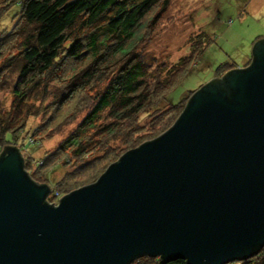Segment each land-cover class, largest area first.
Instances as JSON below:
<instances>
[{"label":"water","instance_id":"obj_1","mask_svg":"<svg viewBox=\"0 0 264 264\" xmlns=\"http://www.w3.org/2000/svg\"><path fill=\"white\" fill-rule=\"evenodd\" d=\"M251 61L197 88L157 137L46 204L44 183L0 151V264L243 260L264 243V38ZM5 152V154H4Z\"/></svg>","mask_w":264,"mask_h":264},{"label":"trees","instance_id":"obj_2","mask_svg":"<svg viewBox=\"0 0 264 264\" xmlns=\"http://www.w3.org/2000/svg\"><path fill=\"white\" fill-rule=\"evenodd\" d=\"M7 1L8 7L0 15V21L7 16L16 17V20L11 30L0 28V90L10 95L7 107L0 99V151L2 145H12L22 154L20 147L24 142L34 145L35 149L40 148L38 143L31 145L37 140L31 137L37 127L26 135L30 118L37 116L49 103L58 106L65 99H71L75 91L88 88L85 90L87 106L83 105L81 110L87 112L52 152H43L35 158L31 154L21 156V168L27 177L44 183L48 193L50 191L42 202L53 205L55 196L59 195V199L75 190L60 195L70 175L90 167L92 160L82 162L71 171H63L58 163H54L43 170L40 177L35 176L38 175L36 170L57 155L61 156L66 149L75 157L105 149L107 153L112 147L110 143L115 140L129 147L122 152L116 147L111 156L118 152L113 157L118 158L144 142L136 143L140 135L133 137L142 127H154L157 121L161 124L164 117L173 122L187 100L182 103L183 97L164 107L159 104L186 73L198 46L193 44L187 55L168 67L159 62L146 63L139 57L135 40L141 39L140 31L152 25L170 0ZM144 113L148 115L147 121L140 124L139 115ZM160 126L161 131L163 125ZM19 139L21 143L18 144ZM38 159L40 163L36 165ZM29 165H36L35 170L31 171ZM54 173L62 175L56 179L51 176ZM49 179L53 180L52 188L48 185ZM183 262V259L163 261L159 256L142 254L128 264ZM230 262L264 264V243L248 258Z\"/></svg>","mask_w":264,"mask_h":264},{"label":"rangeland","instance_id":"obj_3","mask_svg":"<svg viewBox=\"0 0 264 264\" xmlns=\"http://www.w3.org/2000/svg\"><path fill=\"white\" fill-rule=\"evenodd\" d=\"M4 1L0 0V15L8 7L7 0L2 6ZM1 19L0 28L11 30L16 17L7 16ZM140 34L142 35L141 39L135 40V49L139 57L149 64L159 62L168 67L182 56L187 55L193 44H197L198 47L192 57L193 62L175 86L169 90L164 102L160 103L159 107L175 104L184 97L183 103L197 88L211 78L219 76L226 69L248 65L252 57V44L256 39L264 38V0H170L168 6L160 12L152 25L141 30ZM8 43L9 40L6 46ZM85 90H88L87 86L75 91L71 99L68 101L65 99L55 107L47 101L46 104H49L41 112L39 111L37 116L30 118L29 131L26 135L31 133L34 127H37L35 134L31 136L37 140L31 145L38 143L40 148L35 149L34 145L30 146L24 142L20 147L23 149L21 150L23 156L27 157L31 154L35 158L40 157L43 152L45 154L52 152L58 143L78 125L87 112L85 109L81 111L84 108L83 105L87 106ZM4 91L0 90V99L2 104L7 107L10 95ZM54 108L57 111H54ZM144 114L139 115L140 124L147 121L148 115ZM171 122L172 119L166 121L164 117L161 124L157 121L154 127H142L139 133L133 137L140 135L136 143L146 141L162 133V130L167 129ZM160 125H163L161 131ZM17 143H21L20 139L17 140ZM112 143H110L112 147L107 153H105L107 150L105 149L103 152L101 150L90 151L84 156L75 157L70 153V150L66 149L61 156L57 155L45 165H41L36 170L38 175L35 176L40 177L41 172L54 163H58L63 171H71L82 162L87 163L86 161L92 160L90 162L92 165L89 164L90 167L80 169V172L70 175L67 185L65 184L60 190V195L92 183L109 163L117 160L113 157L118 152L129 148L119 140L112 141ZM116 147L121 150L111 156ZM39 160L36 165L40 163ZM62 161L64 162L62 163ZM36 165H29L30 170H35ZM61 175L54 173L51 176L59 179ZM52 181L49 179V187H51ZM58 197L59 195L55 196L56 200H53V205L58 202Z\"/></svg>","mask_w":264,"mask_h":264}]
</instances>
